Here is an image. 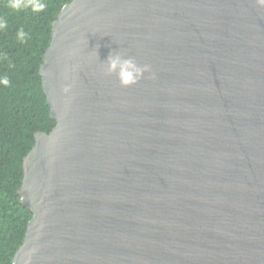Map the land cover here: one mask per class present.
Here are the masks:
<instances>
[{"label":"water","instance_id":"water-1","mask_svg":"<svg viewBox=\"0 0 264 264\" xmlns=\"http://www.w3.org/2000/svg\"><path fill=\"white\" fill-rule=\"evenodd\" d=\"M116 52L151 72L121 86ZM39 74L55 123L22 160L11 264H264L256 0H70Z\"/></svg>","mask_w":264,"mask_h":264},{"label":"trees","instance_id":"trees-1","mask_svg":"<svg viewBox=\"0 0 264 264\" xmlns=\"http://www.w3.org/2000/svg\"><path fill=\"white\" fill-rule=\"evenodd\" d=\"M70 0H46L41 13L11 12L7 0H0V16L8 28L0 32V52L8 61L0 62L11 84L0 87V264H11L21 244L32 213L20 202L22 160L34 144L36 131L48 132L54 126L41 85L39 65L51 37V23L60 8ZM24 28L28 38L21 43L16 31Z\"/></svg>","mask_w":264,"mask_h":264},{"label":"clouds","instance_id":"clouds-1","mask_svg":"<svg viewBox=\"0 0 264 264\" xmlns=\"http://www.w3.org/2000/svg\"><path fill=\"white\" fill-rule=\"evenodd\" d=\"M259 7H264V0H256ZM6 7L14 13H21L26 10H31L32 13L44 12L47 8L46 0H7ZM9 26L6 16H0V32H4ZM28 38V33L24 28H19L16 31V39L21 43ZM8 61V56L4 52H0V62ZM106 75H115L121 86L128 87L138 83L145 73L151 72L150 66L140 65L134 58H125L121 52L110 54L104 64ZM154 78V74L152 76ZM11 84L9 76L6 72L0 73V87L7 88ZM70 85L65 86V91H68Z\"/></svg>","mask_w":264,"mask_h":264}]
</instances>
